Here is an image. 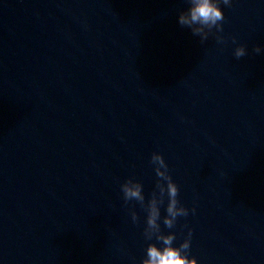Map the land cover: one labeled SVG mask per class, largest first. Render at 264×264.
Segmentation results:
<instances>
[{"label":"clouds","instance_id":"1","mask_svg":"<svg viewBox=\"0 0 264 264\" xmlns=\"http://www.w3.org/2000/svg\"><path fill=\"white\" fill-rule=\"evenodd\" d=\"M187 2L189 7L178 14L179 25L190 29L193 36L200 38L201 43L205 42L215 29L217 43L223 44L225 38L219 33L223 32L225 16L220 4L231 7L232 0H187ZM232 43H237L235 37H232ZM262 52H264V48L260 45L253 46V54H261ZM233 55L236 59L249 55L247 46L239 44L235 47ZM150 163L154 166L157 180L155 190L151 193L147 203H145L143 186L139 181L128 178L120 185L125 205L134 200L146 213L144 238L148 241L155 238V241L161 245L149 243L141 264H197V260L189 258L188 255L191 244V229H189L187 238L178 247L174 246L176 234L174 232L165 234L161 230L159 223L161 219L160 208L161 205L165 204V198H167V204L163 224L167 228H174L177 218L187 217L189 210L178 199L179 187L173 180L163 155L159 152H153ZM192 212L195 213V208L192 209ZM130 213L132 221L138 222L137 212L133 209L130 210Z\"/></svg>","mask_w":264,"mask_h":264}]
</instances>
